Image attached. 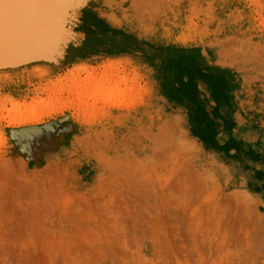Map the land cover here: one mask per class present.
Masks as SVG:
<instances>
[{
  "label": "rangeland",
  "instance_id": "374dc122",
  "mask_svg": "<svg viewBox=\"0 0 264 264\" xmlns=\"http://www.w3.org/2000/svg\"><path fill=\"white\" fill-rule=\"evenodd\" d=\"M0 38L36 46L0 69L4 264H264V0H0Z\"/></svg>",
  "mask_w": 264,
  "mask_h": 264
},
{
  "label": "bare ground",
  "instance_id": "6f19581e",
  "mask_svg": "<svg viewBox=\"0 0 264 264\" xmlns=\"http://www.w3.org/2000/svg\"><path fill=\"white\" fill-rule=\"evenodd\" d=\"M9 1H10V0H9ZM1 2H2V1H1ZM9 6H10V5H9ZM3 34H4V33H3ZM21 36H22V35H21ZM21 36H20V37H21ZM2 39H3V38H2ZM17 40H18V39H17ZM2 43H3V42H2ZM0 44H1V43H0ZM11 47H13V46H11ZM1 48H3V47H1ZM5 49H6V47H5L3 50H5ZM0 52H1V51H0ZM1 55L4 56L3 53H2ZM5 55H6V54H5ZM44 101H45V99H44ZM48 101H49V100H48ZM23 103H24V102H23ZM41 103H42V102H41ZM46 104H47V103H46ZM18 106H19V105H18ZM52 106H53V105H52ZM1 108H2V107H1ZM37 108H38V107H37ZM45 108H47V107H45ZM45 108H43V109H45ZM55 108L57 109V107H55ZM2 109H4V108H2ZM38 109H39V111H41L40 108H38ZM52 109H53V108H50V107L48 108V110L51 111L50 113H53V112H54V111H53L54 109H53V110H52ZM8 110H9V109H8ZM48 110H46V111H48ZM2 111H4V110H2ZM26 111H27V110H26ZM34 111H35V110H34ZM43 111H44V110H43ZM46 111H44L45 113L43 112V113L45 114V115H44L45 117H46ZM49 111H48L47 113H49ZM21 113L23 114V112H21ZM21 113H20V111H19V114H21ZM34 113H35V112H34ZM34 113H33V112H27V113H26V112L24 111V114H23L24 116H23V117L21 116V117H22L21 119H19L20 117L18 118V117L16 116L19 120L17 119V121H16L15 123H13V125L15 124L16 126H22V125H27V124H31V123H37V122H40V120L42 119V115L38 113V110H37V113H36V114H38L39 116L36 115V114H34ZM50 113H49V114H50ZM13 114H14V113H13ZM22 114H21V115H22ZM4 117H5V116H4ZM11 117L13 118L12 114H11ZM6 118H7V116H6ZM13 120L15 121V116H14V119H13ZM8 121H9V122L11 121V122L9 123ZM8 121H7V122H8V125H9V124H12V122H14V121L10 120V117H9V120H8ZM15 125H14V126H15ZM4 165H6V164L4 163ZM4 165H2V166H4ZM6 166H7V165H6ZM6 168H7V167H6ZM6 168H5V169H6ZM7 170H8V169H7ZM7 170H6V171H7ZM0 171H1V170H0ZM0 173H1V172H0ZM5 173H6V172H5ZM7 173H8V172H7ZM9 173H10V171H9ZM12 173H13V172H12ZM1 174H2V173H1ZM1 174H0V175H1ZM25 175H26V174H25ZM10 176H11V175H10ZM16 176H17V175H16ZM5 178H6V176H5ZM1 179H3V177H1L0 180H1ZM11 180H12V179H11ZM2 181H3V180H2ZM14 181H15V179H14ZM6 182H7V181H6ZM6 182H3V183L5 184ZM11 182H12V181H11ZM30 182H31V181H30ZM10 184H11V183H10ZM19 184H20V183H19ZM5 185H6V184H5ZM7 185H8V184H7ZM14 185H15V184H14ZM16 185H17V184H16ZM12 187H14V186H12ZM32 187H33V186H32ZM0 189H1V186H0ZM24 191H25V189H24ZM2 192H3V190H2ZM2 192H1V193H2ZM9 194H10V193H9ZM11 194H12V193H11ZM3 195H4V193H3ZM10 198H11V197H10ZM7 199H8V198H7ZM9 201H10V200H9ZM11 201H12V200H11ZM5 202H6V201H5ZM6 203H7V202H6ZM7 205H8V204H7ZM11 206H12V205H11ZM3 207H4V206H3ZM25 207H26V206H25ZM2 210H4V209H2ZM2 212H3V211H2ZM7 212H8V211H7ZM24 218H25V217H24ZM0 222H1V221H0ZM2 223H3V222H2ZM0 231H1V229H0ZM9 231H10V230H9ZM9 231H8V234H9V235L12 234V235L9 236L8 234H5V231H3L4 234H1V236H0V237H1V238H0V241H1V240L3 241V238H5V239L8 238V236H9V238H8L9 240H10V237H12V236H13L14 240H15V239H16V240L14 241L13 238H12L13 241H10L11 243H10L8 240H4V241H5V244H6V248H5V246H4L3 244H2L3 247H2V245L0 244V246L2 247V248H0V256H1V254H3L4 257H5V258H4L3 255L1 256L2 258H0V261H2V262H1L0 264H4L3 262L5 261L4 259H6V258H7V260H6L7 263L11 262L10 260H8V258L12 257V256L9 255V254H10L9 251H8L9 254H7V253H3V250H2V249L5 248V251L7 252V250H9V249H8L9 246L12 244V247H10V250L13 251V249H11V248H13V244H14V245H16V248L14 249V251L17 252V253H16V255H17V254H18V251H17V250H18V249L21 250V248L24 247V245H23L22 247L19 246V247H21V248H19V247L17 248V244L12 243V242H16V241H17V235H16V234H18V233H17V232L15 233V232H14L15 230H11L10 233H9ZM12 231H13L15 234L12 233ZM1 232H2V231H1ZM1 232H0V233H1ZM13 234H14V235H13ZM3 235H5V236L8 235V236L4 237ZM15 235H16V236H15ZM2 236H3V238H2ZM18 239H19V238H18ZM2 241H1V242H2ZM4 241H3V242H4ZM18 241H19V240H18ZM20 241H21V240H20ZM7 242L10 243V245L7 246ZM16 243H17V242H16ZM18 244L20 245L19 242H18ZM21 245H22V243H21ZM6 249H7V250H6ZM32 249H33V248H32ZM20 250H19V252H21L22 255L25 254V252H26L25 249L23 250V248H22L23 251H20ZM26 250H27V249H26ZM1 251H2V253H1ZM5 251H4V252H5ZM24 251H25V252H24ZM32 251H33V250H32ZM15 252H13L14 255H15ZM22 252H24V253H22ZM29 253H30V252H29ZM29 253H28V254H29ZM11 254H12V253H11ZM13 254H12V255H13ZM7 255H9L10 257L7 256ZM6 256H7V257H6ZM17 256H18V258H17ZM17 256H16L17 259H19V257L21 258L20 255H17ZM23 256H24V255H23ZM23 256H22V257H23ZM3 258H4V259H3ZM33 258H34V257H33ZM1 259H2V260H1ZM12 260H13V259H12ZM8 261H9V262H8ZM28 261H29V260H28ZM33 261H35V258H34ZM18 262H19V261H18ZM25 262H27V261H25ZM27 263H28V262H27ZM27 263H24V264H27ZM63 263H64V262H63ZM28 264H29V263H28ZM31 264H33V263H31ZM49 264H50V263H49ZM169 264H170V263H169Z\"/></svg>",
  "mask_w": 264,
  "mask_h": 264
},
{
  "label": "crops",
  "instance_id": "0c3cea01",
  "mask_svg": "<svg viewBox=\"0 0 264 264\" xmlns=\"http://www.w3.org/2000/svg\"><path fill=\"white\" fill-rule=\"evenodd\" d=\"M13 40L12 38H0V69L14 67L17 63L23 64L27 58L34 57L36 46L27 45L25 47L24 44H21L17 48V45L12 43ZM5 47L6 49L3 50ZM2 53L4 56L1 55Z\"/></svg>",
  "mask_w": 264,
  "mask_h": 264
}]
</instances>
